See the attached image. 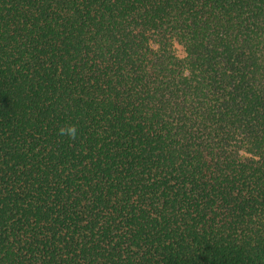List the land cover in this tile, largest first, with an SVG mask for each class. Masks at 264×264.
<instances>
[{"label": "trees", "instance_id": "1", "mask_svg": "<svg viewBox=\"0 0 264 264\" xmlns=\"http://www.w3.org/2000/svg\"><path fill=\"white\" fill-rule=\"evenodd\" d=\"M0 264H264V0H0Z\"/></svg>", "mask_w": 264, "mask_h": 264}, {"label": "clouds", "instance_id": "2", "mask_svg": "<svg viewBox=\"0 0 264 264\" xmlns=\"http://www.w3.org/2000/svg\"><path fill=\"white\" fill-rule=\"evenodd\" d=\"M59 131L61 135H66L73 138L77 135V128L74 125L61 128Z\"/></svg>", "mask_w": 264, "mask_h": 264}, {"label": "rangeland", "instance_id": "3", "mask_svg": "<svg viewBox=\"0 0 264 264\" xmlns=\"http://www.w3.org/2000/svg\"><path fill=\"white\" fill-rule=\"evenodd\" d=\"M175 50H176V53L179 55V56H184V51H183V48L180 46V45H176L175 46Z\"/></svg>", "mask_w": 264, "mask_h": 264}]
</instances>
